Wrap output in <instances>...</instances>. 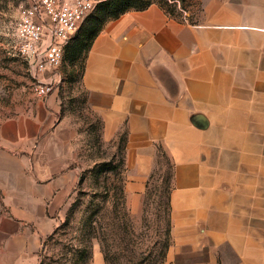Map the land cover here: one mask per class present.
Returning <instances> with one entry per match:
<instances>
[{
    "label": "crops",
    "instance_id": "0c3cea01",
    "mask_svg": "<svg viewBox=\"0 0 264 264\" xmlns=\"http://www.w3.org/2000/svg\"><path fill=\"white\" fill-rule=\"evenodd\" d=\"M81 84L103 138L126 134L133 211L158 147L173 165L161 264H264V0H202L193 21L158 4L129 10L94 38ZM43 154L36 165L27 150L0 148L7 214L23 230L37 225L32 237L53 228L47 209L74 180ZM53 169L63 171L55 180ZM91 264H104L98 244Z\"/></svg>",
    "mask_w": 264,
    "mask_h": 264
},
{
    "label": "rangeland",
    "instance_id": "374dc122",
    "mask_svg": "<svg viewBox=\"0 0 264 264\" xmlns=\"http://www.w3.org/2000/svg\"><path fill=\"white\" fill-rule=\"evenodd\" d=\"M159 1L188 20L195 18L202 2ZM23 3L24 0H0V148L6 146L15 153L27 150L28 156H35L36 165L44 163L43 153L48 150L53 168L62 159L60 167L72 172L74 180L68 191L47 209L53 228L45 234L38 230L35 237L32 234L37 225L23 230L18 221L10 219L9 206L0 190V264H61L62 255L68 254L65 242L80 231L85 233L84 241L89 246L87 264L93 263L96 244L104 264H160L170 170L166 159L160 157L156 162L137 211L126 201L121 204L115 181L109 179L106 190L96 182L92 174L96 163L118 152L122 133L104 139L101 120L85 105L81 84L83 57L70 61L66 55V61L62 60L57 69L60 78L53 91L46 97L37 95L29 65L15 49L18 10ZM96 14L94 10L81 22L65 46L66 54L87 34ZM46 103H57L59 111L53 113ZM62 139L65 146L70 143V148L61 146ZM12 166L13 171L17 170L16 165ZM62 172L53 169V179ZM16 180L21 181L20 177ZM59 187L62 189L63 185ZM89 219L94 220L91 228Z\"/></svg>",
    "mask_w": 264,
    "mask_h": 264
},
{
    "label": "built area",
    "instance_id": "2783aa9c",
    "mask_svg": "<svg viewBox=\"0 0 264 264\" xmlns=\"http://www.w3.org/2000/svg\"><path fill=\"white\" fill-rule=\"evenodd\" d=\"M104 1L24 0L18 10L15 49L29 65L38 96L46 97L53 91L65 46L81 22Z\"/></svg>",
    "mask_w": 264,
    "mask_h": 264
},
{
    "label": "trees",
    "instance_id": "16d2710c",
    "mask_svg": "<svg viewBox=\"0 0 264 264\" xmlns=\"http://www.w3.org/2000/svg\"><path fill=\"white\" fill-rule=\"evenodd\" d=\"M151 4H158L163 9H165V11H167L169 14L180 18L182 17L180 16V14L167 9L165 5L162 4L159 0H106L97 5L95 9L97 10V14L95 15L96 17L94 20H91V27H89V29L87 30V34L75 42V48H73V50L71 47V49L67 52V54L64 51L63 61H66V55L70 57V61L83 57V67H84V61L87 52L89 51L94 38L100 32L106 21L116 19L120 15H122L123 13L129 10H143L148 6H150ZM189 20L193 21V19H189ZM82 72H83V68H82ZM84 103L86 105V97L84 99ZM101 131H102V125H101ZM120 139L122 144L119 147L118 152H115L109 159H102L101 161L97 162L95 168L92 171V174L96 182L102 184V187L105 190L109 179L115 181L114 186L116 187L118 198L121 201V204L124 205L125 182H126L125 181L126 166L124 159V151L126 145V134L122 133ZM160 157L166 159L170 169L167 174L168 187H167V197H166V226L164 230L165 237L159 252V257H160L159 263L161 264L166 258V253L170 245V231H171L170 191H171V178L173 175V165L171 164L169 158L162 150V148L158 147L157 163ZM154 173L155 172L153 171V173H151L149 177L150 178L153 177ZM82 179H84V174L82 175L80 180L82 181ZM146 186H148V181L146 183ZM92 222H94V220L91 219L88 220V228L93 227ZM84 238H85V233H81L80 231L77 236H72L71 238L67 239V241L65 242V246L68 254L62 255L60 260H62L63 263L61 264H70V263L87 264L86 255L88 253L89 246L86 243V241H84L85 240ZM78 243H80V245H78ZM69 253H71V256H68Z\"/></svg>",
    "mask_w": 264,
    "mask_h": 264
}]
</instances>
